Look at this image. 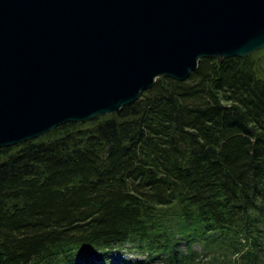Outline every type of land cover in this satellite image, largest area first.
<instances>
[{"label": "trees", "instance_id": "16d2710c", "mask_svg": "<svg viewBox=\"0 0 264 264\" xmlns=\"http://www.w3.org/2000/svg\"><path fill=\"white\" fill-rule=\"evenodd\" d=\"M127 248L264 264V48L0 148V264H111Z\"/></svg>", "mask_w": 264, "mask_h": 264}, {"label": "water", "instance_id": "95a60500", "mask_svg": "<svg viewBox=\"0 0 264 264\" xmlns=\"http://www.w3.org/2000/svg\"><path fill=\"white\" fill-rule=\"evenodd\" d=\"M264 48V0H0V148Z\"/></svg>", "mask_w": 264, "mask_h": 264}, {"label": "rangeland", "instance_id": "374dc122", "mask_svg": "<svg viewBox=\"0 0 264 264\" xmlns=\"http://www.w3.org/2000/svg\"><path fill=\"white\" fill-rule=\"evenodd\" d=\"M124 260L127 261V263ZM91 264H105V263L93 257ZM111 264H147V263L144 260L143 256H141L136 251H132L131 249L127 248L122 252L119 259L117 261L114 260L111 261Z\"/></svg>", "mask_w": 264, "mask_h": 264}]
</instances>
